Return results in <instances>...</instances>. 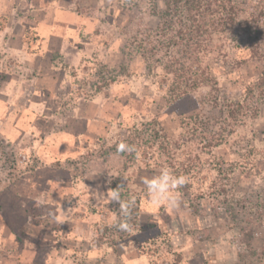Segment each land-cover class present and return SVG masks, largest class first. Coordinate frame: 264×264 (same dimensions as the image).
Here are the masks:
<instances>
[{
  "label": "rangeland",
  "instance_id": "obj_1",
  "mask_svg": "<svg viewBox=\"0 0 264 264\" xmlns=\"http://www.w3.org/2000/svg\"><path fill=\"white\" fill-rule=\"evenodd\" d=\"M166 10L159 0H0V264H264V101L237 121L224 111L260 64L235 68L216 35L218 85L196 93L204 106L175 102L139 58ZM148 111L170 139L198 116L197 133L216 145L196 148L175 209L151 203L143 181L162 168L145 166L150 153L116 151ZM118 188L135 200L128 231L107 200Z\"/></svg>",
  "mask_w": 264,
  "mask_h": 264
},
{
  "label": "trees",
  "instance_id": "obj_2",
  "mask_svg": "<svg viewBox=\"0 0 264 264\" xmlns=\"http://www.w3.org/2000/svg\"><path fill=\"white\" fill-rule=\"evenodd\" d=\"M159 2L167 9L164 16L162 15L165 23L159 31L149 30L144 35L150 43L146 48L143 42H140L139 48L142 50L144 48L147 53L143 51L139 58L150 71H153L154 76L161 75L167 79V97L175 96V102L189 98L199 105L203 103L204 106L205 102L198 101L196 93L212 85H218L210 66L211 62L217 59L214 36L218 35L222 39L220 54L222 53L226 59L231 57L232 51L231 64L235 68L241 69L249 61L259 62L261 67L260 75L246 85L238 98L224 99L227 118L237 121L247 116V112L251 111L250 100L255 97L264 101V0H159ZM175 27L178 29L168 43L166 35ZM204 42L207 44L204 45ZM171 46L177 47L172 53L174 57L169 56L171 58L169 60L160 59L165 57L163 53L167 54V49ZM125 70L127 76H132L127 68ZM147 114L148 118L145 121L131 123L127 130L131 137L129 136V141H126L127 144L135 146L136 150L132 151L131 155H138L143 150L151 154L150 163L145 164L146 167L156 169L157 166L161 168L168 166L178 176L190 175L198 163V160H195L199 158L196 148L199 149V145L204 148L216 146L206 137L207 135L201 136L197 133L198 116L183 119L180 133L170 139L165 126L158 120L159 113L148 111ZM186 120L191 125L190 131L184 128L183 123ZM151 124L153 128L149 130ZM183 150H187V153L181 159L179 155ZM169 155L170 157L165 159ZM217 168L215 167V170ZM218 171L222 172L221 169ZM134 213L139 214V211L135 210Z\"/></svg>",
  "mask_w": 264,
  "mask_h": 264
},
{
  "label": "clouds",
  "instance_id": "obj_3",
  "mask_svg": "<svg viewBox=\"0 0 264 264\" xmlns=\"http://www.w3.org/2000/svg\"><path fill=\"white\" fill-rule=\"evenodd\" d=\"M135 146L129 145L121 141L117 147V153L135 151ZM186 177L183 175H176L173 170L165 167L162 168L160 173L151 179H145L143 183L146 185L147 193L151 198L153 205H167L170 208H178L180 204L179 188L186 184ZM108 201H117L120 203V213L124 219H121L119 228L122 231L130 230L129 220L131 213L129 212V203L135 207V200L131 198L129 201L121 200L120 189L109 190L107 192Z\"/></svg>",
  "mask_w": 264,
  "mask_h": 264
},
{
  "label": "crops",
  "instance_id": "obj_4",
  "mask_svg": "<svg viewBox=\"0 0 264 264\" xmlns=\"http://www.w3.org/2000/svg\"><path fill=\"white\" fill-rule=\"evenodd\" d=\"M52 32V31H51ZM44 37V36H43ZM42 39H44V38H42L41 37V42H43V40ZM50 40V39H49ZM43 45H44V43H42ZM7 84H9V83H4V88H3V90L5 91H10V90H12L13 92H15V89H13L12 87H11V85L9 84L8 85V89H7ZM13 94H15V93H13ZM17 122V121H16ZM15 130H18V128H11V131H12V133L15 131ZM33 257H36V254L33 256Z\"/></svg>",
  "mask_w": 264,
  "mask_h": 264
}]
</instances>
